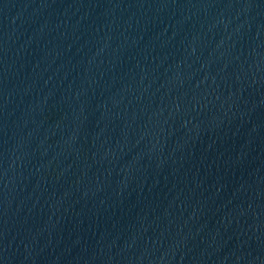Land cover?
<instances>
[{"label": "water", "instance_id": "obj_1", "mask_svg": "<svg viewBox=\"0 0 264 264\" xmlns=\"http://www.w3.org/2000/svg\"><path fill=\"white\" fill-rule=\"evenodd\" d=\"M0 264H264V0H0Z\"/></svg>", "mask_w": 264, "mask_h": 264}]
</instances>
